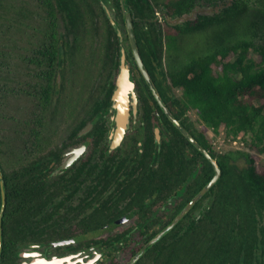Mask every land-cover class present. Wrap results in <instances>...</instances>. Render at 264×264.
Wrapping results in <instances>:
<instances>
[{"label":"trees","instance_id":"1","mask_svg":"<svg viewBox=\"0 0 264 264\" xmlns=\"http://www.w3.org/2000/svg\"><path fill=\"white\" fill-rule=\"evenodd\" d=\"M34 1L36 8L0 0V30L4 25L8 29L33 28L37 38L33 54L22 58L35 67L26 74L24 85L10 77V54L0 38V124L3 119L15 122L14 137L0 130L9 247L32 233L30 225L21 227L20 222L30 220L52 198L51 186L44 184V191H38L34 184L31 149L22 157L20 143L17 148L12 145L14 140H22L28 147L33 146L27 143L31 141L42 145L50 138V118L52 123L62 122L64 83L52 79L47 67L41 69L51 58L49 53L55 60L77 61L85 67L84 109L88 116L81 125L92 118V112L93 116L109 108L120 57L119 37L105 9L109 0ZM198 1L215 5L218 0H127L143 62L168 107L177 118H185L183 123L201 143L207 146V139L202 130L194 127L196 134L190 128L195 125L187 114L190 110L214 134L223 125L230 134L243 133L247 147L264 154V0H233L217 13L199 14L175 25L159 16L164 12L180 16ZM113 2L118 12L114 18L121 26V3ZM61 21L65 32L58 29ZM52 38L55 45L49 48ZM126 42L130 46L125 33L123 44L128 48ZM174 88L182 93L171 94ZM20 93L32 97L34 105L25 118L17 120L7 109L10 99ZM154 103L159 107L155 98ZM165 122L182 135L167 116ZM213 157L221 167V176L213 185L210 207L201 211L193 224L184 226V217L150 247L151 264H264V167H258L254 154L241 149L214 150ZM203 159L206 177L199 187L214 173L210 161ZM239 159L244 161L242 165ZM22 163L24 168L15 166ZM155 234L154 230L152 237Z\"/></svg>","mask_w":264,"mask_h":264},{"label":"flooded vegetation","instance_id":"2","mask_svg":"<svg viewBox=\"0 0 264 264\" xmlns=\"http://www.w3.org/2000/svg\"><path fill=\"white\" fill-rule=\"evenodd\" d=\"M119 28L124 43V34L128 35L125 17ZM58 29L66 31L62 21ZM118 37L121 56L119 34ZM51 41L48 47L54 48L55 39ZM50 55L41 69L47 67L52 79L57 77L60 83H64L63 119L60 123H52L50 118V138L41 142L42 145L31 141L27 143L33 146L28 147L19 140L18 152L22 157L32 152L35 158L34 184L38 191H44V184L51 186L52 198L30 220L20 222L21 227L30 225L32 233L9 247L4 222L7 188L5 184L6 206L3 212L0 184V264H128L189 204L190 207L168 232L186 216L182 224H193L200 212L210 207L213 186L196 200L195 197L214 177L215 167L161 106L136 62L131 45L125 47V56L135 83L137 101L135 107L130 102L128 123L117 145H114L117 132L114 115L117 111L112 100L115 86L109 108L99 110L101 114L93 116L92 112L89 114L92 118L81 125L80 122L88 116L84 109L87 94L85 67L77 61L55 60ZM151 80L153 82L152 76ZM157 92L169 112L176 117L158 89ZM177 92L178 88L170 91L175 96L180 95ZM189 112L187 114L195 121L190 128L196 134L194 127L204 132L207 146L183 123L184 117L176 118L213 156V129L197 118L193 119ZM166 116L187 141L165 122ZM203 156L210 161L214 173L199 187L206 177ZM1 159L3 172V157ZM64 164L66 166L63 167ZM22 165L18 167L24 168ZM201 173L204 175L202 178ZM154 230L156 234L152 237ZM150 247L133 264H151ZM142 257L144 260L140 263Z\"/></svg>","mask_w":264,"mask_h":264},{"label":"water","instance_id":"3","mask_svg":"<svg viewBox=\"0 0 264 264\" xmlns=\"http://www.w3.org/2000/svg\"><path fill=\"white\" fill-rule=\"evenodd\" d=\"M233 0H218L215 5H206L200 7L199 5H195V7L187 13H183L180 16L176 17H171L168 13L164 12L159 14V16H164L166 20L170 24H180L188 20H194L197 18L199 14H213L215 12H219L222 8L231 5ZM121 5H122V11L125 17L126 21V27L128 31V36H129V41L130 45L132 48V51L134 53L136 62L143 72L146 80L149 82L150 87L155 94L156 98L158 99L159 103L161 106L165 109L167 114L170 116L171 120L174 122V124L181 129V131L193 142L197 147L204 152V154L210 159V161L213 163L215 167V175L214 177L201 189L200 193L195 197V200L199 197L202 196L204 193H206L220 178L221 176V167L218 164L217 160L215 157L211 156L210 153L194 138V136L181 124V122L173 116L169 110L167 109V106L163 103L161 100L157 89L155 88L151 76L148 72V70L145 68L143 60L141 58V55L139 53L138 49V44L135 39V33H134V24H133V18L132 14L129 8V4L127 0H120ZM105 9L108 13V16L110 19L113 21L115 24V28L117 29V32L120 36V41H121V56H120V64H119V71H118V76L116 79V85L114 88V92L112 95V100H113V108L117 111L116 114L114 115V119L117 124V132L115 135L114 139V145L119 144L121 141L124 131L126 129L127 123H128V116H129V108H130V102L136 106V92H135V83L131 77V69L126 61V56H125V47L123 46V34L119 28V25L115 22L112 13L110 9L105 5ZM132 98V100H131ZM66 166V164L63 165V167ZM0 184L1 188L3 190V212L6 206V194H5V181H4V176L3 172L1 170L0 166ZM193 203V202H192ZM190 207V204L186 207V209L181 212L177 218L170 223L167 227H165L160 233H158L156 236H154L148 244L128 263V264H133L140 256L141 254L150 246H152L156 241H158L168 230H170L173 225L177 222L178 219L181 218V216L186 212V210ZM63 242V241H62Z\"/></svg>","mask_w":264,"mask_h":264},{"label":"rangeland","instance_id":"4","mask_svg":"<svg viewBox=\"0 0 264 264\" xmlns=\"http://www.w3.org/2000/svg\"><path fill=\"white\" fill-rule=\"evenodd\" d=\"M105 0H103L104 2ZM14 3L17 5H26L27 7L34 8L35 1L34 0H14ZM105 3V2H104ZM107 7L110 9L112 15L114 17H117V9L116 5L113 2V0H109L105 3ZM200 7L209 5L205 2L198 1V4ZM18 6V5H17ZM31 24H34V21H30ZM36 25H40L39 22L36 21ZM4 27V30H0V38L3 39V46L7 47V52L10 54V66H8V71H10V77L14 82H20L22 81V84L18 82L20 85H24L26 81V74L29 72L35 70L34 66H31L24 62L23 55H32V50L35 47L34 42L36 43V37L34 36V30L33 28H29L26 30H20L16 29L15 27L9 28L7 25L2 26ZM34 44V45H33ZM129 48V42H126ZM29 80V78L27 77ZM15 86V85H14ZM16 87V86H15ZM178 94L182 93V90L179 89ZM34 105V99L31 97H28L24 93H20L15 98H11L7 113L10 115H13L17 120L23 119L26 117L27 113L30 111L31 107ZM190 115L193 119L197 118V113L193 110H190ZM16 120V123H17ZM17 125V124H16ZM15 128V122L12 120L3 119L0 124V130L3 135H10L11 137H14L15 134L13 132V129ZM17 129L18 125H17ZM234 135V137L232 136ZM243 133L240 134H230L227 132L225 127L222 125L217 132H215L213 136V144L215 146V150L219 153H223L229 149H241L246 150L250 152L251 154L255 155L256 164L258 167H264V154L259 153L257 150H250L247 147V144L245 140H243ZM236 141V142H235ZM12 145L14 148H17V145H19V140L12 141ZM238 163L242 165L244 161L241 159L238 160ZM18 166L17 164L15 165Z\"/></svg>","mask_w":264,"mask_h":264},{"label":"built area","instance_id":"5","mask_svg":"<svg viewBox=\"0 0 264 264\" xmlns=\"http://www.w3.org/2000/svg\"><path fill=\"white\" fill-rule=\"evenodd\" d=\"M236 142V141H235Z\"/></svg>","mask_w":264,"mask_h":264}]
</instances>
